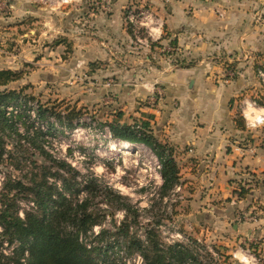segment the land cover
Here are the masks:
<instances>
[{
  "label": "crops",
  "instance_id": "crops-1",
  "mask_svg": "<svg viewBox=\"0 0 264 264\" xmlns=\"http://www.w3.org/2000/svg\"><path fill=\"white\" fill-rule=\"evenodd\" d=\"M20 1L0 23L12 24ZM96 1L82 0L74 12L60 6L54 30L32 21L40 40L57 32L61 40L36 60L37 71L43 70L37 75L60 79V85L86 84L88 94L77 88L69 94L79 105L92 103L105 121H149L157 140L174 150L189 210L199 216L196 238L216 237L231 260H239L233 264H258L256 253L264 262V126L248 127L241 111L245 100L264 106L258 74L264 69V0L97 1L104 9ZM29 4L25 12L35 13ZM144 5L162 25L149 37V48L132 39L124 16L127 6ZM40 10L48 18L56 12ZM231 64L239 74L225 79ZM146 99L154 103L136 106ZM115 100L122 115L107 104ZM242 187L249 188L245 197L237 193ZM239 213L253 218L239 219ZM209 219L216 232L204 224Z\"/></svg>",
  "mask_w": 264,
  "mask_h": 264
},
{
  "label": "trees",
  "instance_id": "trees-1",
  "mask_svg": "<svg viewBox=\"0 0 264 264\" xmlns=\"http://www.w3.org/2000/svg\"><path fill=\"white\" fill-rule=\"evenodd\" d=\"M21 76V71L0 69V159L12 162L21 157L30 165L22 170L12 162L20 174L4 173L0 182V264H128L136 254L145 264H217L213 251L198 238L166 241L153 226L139 234L134 230L139 209L127 197L99 184L95 176L84 175L68 160L55 156L46 144H36L47 133H54L57 122L69 130L82 124L81 110L71 107L63 112L40 104L36 112L47 130L41 126L33 130L27 123L30 98L7 88ZM22 121L24 130L19 127ZM110 128L114 137L143 143L155 151L162 165L163 195L180 183L174 150L157 140L149 121L128 124L118 119ZM8 139L12 141L6 142ZM37 153L43 157L42 163ZM248 191L242 187L237 193L245 197ZM98 197L103 199L101 203H96ZM109 202L117 203L114 211L109 210ZM116 211L124 215L119 222ZM108 220L112 226L106 225Z\"/></svg>",
  "mask_w": 264,
  "mask_h": 264
},
{
  "label": "rangeland",
  "instance_id": "rangeland-1",
  "mask_svg": "<svg viewBox=\"0 0 264 264\" xmlns=\"http://www.w3.org/2000/svg\"><path fill=\"white\" fill-rule=\"evenodd\" d=\"M15 1L18 0H0V16L6 17V15L9 16L14 12L16 8L11 6V4H14ZM20 2L22 3L19 9L20 12H16V18L12 19V24L5 23L3 25V22H8V19H2V23H0V67L22 72L21 78L10 82L7 88L21 91L23 95L25 94L30 98L28 106L32 108L28 111L30 117L27 118V123L33 130H36V127L39 126H41L42 130H47V126L45 123H43L44 125L42 124L36 112V108L40 104L48 108L55 107L57 110L62 109V111H66L67 108L71 107L81 110L79 112L82 124L69 130L57 122L54 127V133H47L36 144H46L47 148L55 156L68 160L80 169L84 175L95 176L99 184L108 185L116 192L127 197L128 201L139 209V224L134 227V230L139 234H144L147 228L153 226L160 231L161 236L166 241L182 240L184 237L187 239L188 236L196 238L202 229L199 224V216L190 212L188 198L185 197L183 186L178 192L170 190L168 194H162L161 184L163 181L160 170L157 167L156 157L151 152L152 148L143 143H131L114 136L110 137L106 131V126L110 127L119 118H115L116 121H105L103 116L98 115L99 110L97 113L94 112V105L92 103L83 101L81 102L82 105H79L78 101H75V97L69 94L73 88L80 89L79 94H88V86L86 84L82 83L78 86L71 84L60 85V79L43 80L41 79L42 75H37L43 74V70L37 71V69L41 68V65L35 64L36 60L43 56L44 52L48 50L47 48L51 49L53 46L60 45L61 40L60 33L58 32L50 40L46 37L40 40V32L37 29L39 25L31 24L32 21L39 20L41 21L39 23L41 27L54 30L57 26H60V6L62 10L74 12L82 0H74L72 4L64 3L62 5H60L58 0H23ZM25 2H30L29 5L33 7L35 13L25 12ZM46 6L56 11L52 15V18H48L47 13L41 12L40 8ZM63 6L66 8L63 9ZM97 6L104 9V6H101L100 2H97ZM132 8L137 11L139 10L137 7L127 6L124 9L125 18L127 12ZM82 10L81 12H83ZM71 15L72 13H70ZM66 23H72L71 19H68ZM21 24L24 25L20 27L19 25ZM76 24H78L77 21ZM9 26L16 27L10 29ZM31 29L33 30L32 32L30 31ZM129 30L131 31L130 28ZM132 39L136 41L135 37H132ZM69 45L71 46L70 43ZM52 70V74L53 72L55 74L60 73V68ZM148 101L149 99H146L141 103H137L136 106L154 103L153 100L150 101L151 103ZM107 104L116 113H124V111L120 110L123 106L116 102V100ZM8 110L13 111L10 107ZM50 120L56 121V118L50 117ZM135 121L136 119H128L130 124H134ZM23 125V121L20 122L19 127L22 130H24ZM8 140L6 141L8 143L12 141L11 139ZM18 158V161L12 162L22 170H28V166L30 165L25 160H22L21 157ZM36 158L40 163L44 161L39 153L36 154ZM12 162L6 161L4 158L0 159V182L4 173L20 174V169L15 170L12 167ZM180 183H182L181 180ZM102 200V198L98 197L95 201L96 203H101ZM116 204L115 202H109V210L114 211ZM123 217L122 211H118L115 216L118 222ZM110 220L106 222L107 226H112V222H109ZM204 224L210 227V232L218 230L210 219L209 222H205ZM177 233H180L181 236H177ZM199 236L204 241L203 236ZM216 240H218L216 237H211L207 242H204L209 247L214 246L217 248L219 252L216 259L217 264H233V261H239L237 259L231 260V255L226 254L224 246ZM129 259L130 264H141L138 259L134 260L133 257ZM242 263L245 264V262Z\"/></svg>",
  "mask_w": 264,
  "mask_h": 264
},
{
  "label": "built area",
  "instance_id": "built-area-1",
  "mask_svg": "<svg viewBox=\"0 0 264 264\" xmlns=\"http://www.w3.org/2000/svg\"><path fill=\"white\" fill-rule=\"evenodd\" d=\"M54 1V0H52ZM74 0H58V2L62 5L64 3L72 4ZM80 1V0H77ZM139 10H134L133 8L130 9L126 14V20L129 28L132 31V35L135 37L136 41L140 44L145 45V47L151 46V41L149 37L154 36V32L156 28L161 27V23L159 22V18L153 13V11L148 8L147 6H142L138 8ZM239 74V69L237 67L231 68L227 67L225 72V79H233ZM258 74L261 77L262 81L264 82V69H259ZM154 102V99H153ZM12 109V107H10ZM253 108V110H251ZM242 114L246 120V124L250 128H256L259 126H264V106L260 105L255 99L245 100L243 106L241 108ZM137 128L139 129L140 126L138 125ZM106 131L109 133L110 137H113L111 128L106 126ZM127 142V141H126ZM151 152L156 157V163L159 170H161V163L158 156L155 152L151 149ZM161 175V174H160ZM182 189V183H177L172 191L178 192ZM239 219L249 218L252 219L253 216L247 214H238ZM97 230V228H96ZM177 236H181L180 233H177ZM180 240V239H178ZM182 240H187L185 237ZM171 241V240H169ZM174 241V240H172ZM209 247V246H208ZM211 251H213L216 259L219 253L215 252L212 247H209ZM248 251H251L247 249ZM257 263L263 264V257L259 256L258 254L254 255ZM133 259H138L141 264L144 263V259L140 254H136ZM130 264V259L128 261Z\"/></svg>",
  "mask_w": 264,
  "mask_h": 264
},
{
  "label": "bare ground",
  "instance_id": "bare-ground-1",
  "mask_svg": "<svg viewBox=\"0 0 264 264\" xmlns=\"http://www.w3.org/2000/svg\"><path fill=\"white\" fill-rule=\"evenodd\" d=\"M125 144V143H124ZM123 147H125V146H123Z\"/></svg>",
  "mask_w": 264,
  "mask_h": 264
}]
</instances>
